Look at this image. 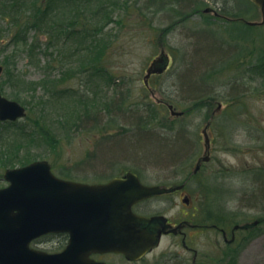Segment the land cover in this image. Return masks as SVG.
<instances>
[{
	"label": "rangeland",
	"instance_id": "1",
	"mask_svg": "<svg viewBox=\"0 0 264 264\" xmlns=\"http://www.w3.org/2000/svg\"><path fill=\"white\" fill-rule=\"evenodd\" d=\"M110 1L113 20L96 36L78 33V54L73 51L76 44H69L62 56L46 47L42 31L15 22L21 16L11 17L6 0H0V93L28 110L14 124L0 121V188L8 184L3 164L7 156L17 159L15 167L46 159L56 175L74 181L105 182L136 171L150 184L181 183L204 155L203 130L211 104L224 102L225 110L208 129L212 158L190 177L184 192L193 200L197 221L220 220L222 207L232 214L230 223L200 224L225 226L231 232L235 224H244L237 222L263 218L264 72L260 75L257 65L264 64V23H248L262 21L260 8L249 0H192L190 6L179 0ZM35 2H24L17 11L35 9ZM208 7L215 11L204 12ZM100 37L107 46L93 60L97 54L92 46ZM162 46L172 62L150 79L149 89L146 69ZM67 65L69 75H64ZM44 80L54 82L50 89L55 94L78 90V105L53 100ZM40 101H47L45 108ZM169 103L184 114L173 116ZM254 187L258 194L251 199ZM179 197L180 192L156 198L144 209L181 215L184 202ZM240 200L246 207L237 216L233 213ZM237 233V243L229 245L217 228L191 230L188 243L197 249L195 262V252L174 236L164 237L140 261L121 254L107 260L264 264V222ZM66 243L64 237H49L34 245L55 252Z\"/></svg>",
	"mask_w": 264,
	"mask_h": 264
},
{
	"label": "water",
	"instance_id": "2",
	"mask_svg": "<svg viewBox=\"0 0 264 264\" xmlns=\"http://www.w3.org/2000/svg\"><path fill=\"white\" fill-rule=\"evenodd\" d=\"M261 10L264 23V0H251ZM205 12L212 11L208 7ZM170 56L163 47L146 69L144 81L149 85L153 74L164 73ZM2 66H0V73ZM169 108L173 116L184 112ZM27 114L17 100L0 93V119L15 121ZM203 130L205 152L194 168L210 159L211 138L208 126ZM8 185L0 188V264H107L91 257L95 252L123 253L129 260H140L160 244L165 223H142L166 219L163 215L141 216L133 212L134 203L155 194L174 191V187L143 184L135 172L115 177L106 183H87L57 176L51 163L35 160L26 165L7 168ZM120 220L135 221L118 223ZM114 222V223H113ZM258 223L236 225L249 228ZM162 226V227H161ZM66 232L69 241L59 252L35 248L31 243L49 233Z\"/></svg>",
	"mask_w": 264,
	"mask_h": 264
},
{
	"label": "trees",
	"instance_id": "3",
	"mask_svg": "<svg viewBox=\"0 0 264 264\" xmlns=\"http://www.w3.org/2000/svg\"><path fill=\"white\" fill-rule=\"evenodd\" d=\"M26 1L30 2V0H6L4 4L6 6V10H9L7 13L12 15L11 17H16L17 15L21 16L14 21L20 25H25V27L27 26L26 29L35 28L37 32L42 31L46 34V38L48 39L44 42L46 47H51L53 51L57 52L59 55L61 54L62 56L65 55L64 50L67 47H70L69 44H76V48H74L73 51L75 50V54H78V33L82 34V36L86 38L89 36H96L103 31L106 24L113 20L110 8L114 2L110 0H36L33 5L35 6V9L26 8V11H17L19 8L24 6V2ZM32 1L33 0H31V2ZM94 1L98 5H95ZM200 2L201 1H199V3ZM181 3H189V6L190 3L194 4L192 3V0H179L178 4ZM195 3H197L196 0ZM239 7L235 10L236 15L242 14V9ZM94 42L95 44L92 46V51H96L97 55L93 60H97L98 56L101 57L104 47L107 46V41L100 37L99 39L96 38ZM34 44L36 43H33L32 45ZM54 48L57 50H54ZM53 51L49 54L53 55ZM70 66L71 65L65 66L66 72L64 75H69L68 72L70 68L67 67ZM257 67L259 68V74L263 75L264 64L257 65ZM77 74L78 73H76V75ZM66 79L69 78L66 77ZM43 83L45 90H48L47 93L52 95L53 100H60L63 102L62 104L71 101L74 105H78V90L67 89L65 93L59 91L58 94H55L54 92L56 91L50 89L51 86L54 85L53 81L48 82L47 80H44ZM49 91H52V93ZM39 103L40 104L38 105H42L43 108H45V105L48 104L47 101H40ZM12 158L14 157L12 156L8 159L7 156V159L3 161L5 168L13 167V163L17 159L14 160ZM47 238V236L43 237V240Z\"/></svg>",
	"mask_w": 264,
	"mask_h": 264
},
{
	"label": "flooded vegetation",
	"instance_id": "4",
	"mask_svg": "<svg viewBox=\"0 0 264 264\" xmlns=\"http://www.w3.org/2000/svg\"><path fill=\"white\" fill-rule=\"evenodd\" d=\"M210 108H212L213 110H212V113L210 115L209 120H212V123H213L216 115L221 113V112H223L225 110L224 109V102H219L217 105L211 104ZM1 122L7 123V124L8 123L12 124V121H10V120H5V121L1 120ZM212 123H211L210 127L212 126ZM209 135H210V133H209ZM211 148H212V138H211ZM211 148H210V152H209L210 160L212 158ZM200 158H198V160ZM210 160H208V161H210ZM208 161H206V162H208ZM206 162H202L201 163V167L198 170V172L197 173H192L191 175H189V178L184 180L183 182L178 183V184H172V185H169V186L165 185L166 187L170 188V187L178 186L180 184H184L183 187L177 188L174 191H170V192L168 191V192H165V193H162V194H157V195L151 196L149 198H146L144 200L138 201L132 207L133 211L136 214H138V215L147 216V217H153V216H156V215L165 216L166 219H164V220L153 221V222L147 221V222H142V223H165L164 225H166L165 226L166 228L163 231L162 239L164 237H168V236L180 237L181 238V243L183 244V246L185 248L191 249V250H193L195 252V256H194V259H193L194 262H195V260L197 258V249H194L188 243L189 232L191 230L193 231V230L204 229V228H208V227L217 228L223 234V237H224L225 241L229 245H234L238 241V233H237L238 231H240V230L247 231V230L252 228V227H249V228H242V227L235 228V227H233L231 232H229V230L225 226L224 227L223 226H218L217 224H212V225L200 224V223H230V219L232 217V214L227 213V209H223V207H222V210L220 211V214H219L220 215L219 216L220 220H218V221L211 222V221L207 220V222H206V221H197L195 219L197 209H196L191 197L187 193H185L184 191H185L186 185L189 182L190 177H193V176L197 175L201 171L203 165L206 164ZM126 173L127 172L122 173V174L117 175V176L125 177ZM137 174H138V176H139V178H140L142 183H144L146 185H153V184L145 182L144 179L142 178V176L138 172H137ZM113 177H115V176H113ZM110 179H108V180H110ZM108 180H106V181H108ZM252 184L254 186L255 182H252ZM179 192H180V197L179 198H180L181 201L184 202V208L182 209V214L181 215L169 216V215H166L165 213H150L149 210L144 209V205H147L148 203L152 202L156 198H159V197H162V196L165 197V196L176 194V193H179ZM250 194H248V195H250L251 199L255 198V195L258 194V189L255 188V187L252 188ZM239 202L240 203L235 206L236 207V209H235L236 212L233 213V214H236L237 216L239 215V213H241V209L245 206L244 204H243L244 206L242 205L241 200ZM249 205L250 204H247V207ZM171 206H172V204H171ZM225 207H226V205H225ZM227 207H229V206H227ZM261 217H263V216H261ZM133 222H135V221H130V220H123V221L120 220V221H118V223H133ZM263 222H264V217L263 218L259 217V218L255 219L253 221L249 220V221H243V222H237V223H244L245 224V223H263ZM61 236L67 237V234H62ZM111 254H114V253L97 252V253L92 254L91 257L93 259L97 260V261H103V262H106L107 264H111L107 260V256L111 255Z\"/></svg>",
	"mask_w": 264,
	"mask_h": 264
}]
</instances>
